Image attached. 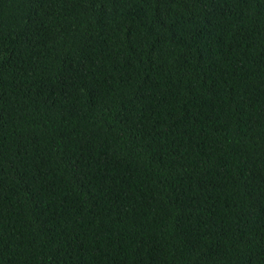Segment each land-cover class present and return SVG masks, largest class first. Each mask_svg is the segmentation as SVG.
<instances>
[{"label": "trees", "instance_id": "trees-1", "mask_svg": "<svg viewBox=\"0 0 264 264\" xmlns=\"http://www.w3.org/2000/svg\"><path fill=\"white\" fill-rule=\"evenodd\" d=\"M0 264H264V0H0Z\"/></svg>", "mask_w": 264, "mask_h": 264}]
</instances>
